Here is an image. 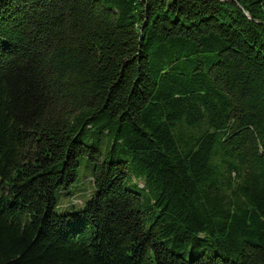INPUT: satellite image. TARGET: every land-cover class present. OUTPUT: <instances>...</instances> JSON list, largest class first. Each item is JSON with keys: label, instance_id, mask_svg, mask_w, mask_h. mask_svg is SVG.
Masks as SVG:
<instances>
[{"label": "trees", "instance_id": "16d2710c", "mask_svg": "<svg viewBox=\"0 0 264 264\" xmlns=\"http://www.w3.org/2000/svg\"><path fill=\"white\" fill-rule=\"evenodd\" d=\"M0 264H264V0H0Z\"/></svg>", "mask_w": 264, "mask_h": 264}, {"label": "rangeland", "instance_id": "374dc122", "mask_svg": "<svg viewBox=\"0 0 264 264\" xmlns=\"http://www.w3.org/2000/svg\"><path fill=\"white\" fill-rule=\"evenodd\" d=\"M77 177L67 188H57L55 191V212L58 214L77 213L94 194L93 184L94 163L86 157L78 159Z\"/></svg>", "mask_w": 264, "mask_h": 264}]
</instances>
